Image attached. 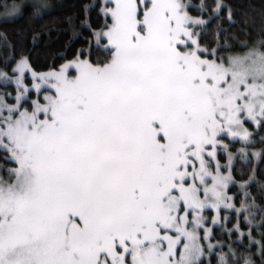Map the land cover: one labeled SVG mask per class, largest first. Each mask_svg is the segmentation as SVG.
<instances>
[{"label":"snow or ice","instance_id":"6c2138e0","mask_svg":"<svg viewBox=\"0 0 264 264\" xmlns=\"http://www.w3.org/2000/svg\"><path fill=\"white\" fill-rule=\"evenodd\" d=\"M185 9L114 0L108 62L42 76L55 93L31 111L0 106V148L17 164L0 176V264H202L199 213L231 179L206 148L264 118V51L227 63L181 51L188 24L205 23Z\"/></svg>","mask_w":264,"mask_h":264},{"label":"trees","instance_id":"16d2710c","mask_svg":"<svg viewBox=\"0 0 264 264\" xmlns=\"http://www.w3.org/2000/svg\"><path fill=\"white\" fill-rule=\"evenodd\" d=\"M187 9L205 23L199 24L198 41L207 55L240 52L264 41V0H184ZM24 3L14 17L0 21V67L7 75L26 60L34 71L60 68L74 58L102 64L111 58L101 33L111 24L106 0H0V10L8 4ZM220 5L218 8L217 5ZM17 90L10 80L0 84ZM36 92L22 101L31 111ZM260 123L245 120L249 141L231 140L228 191L233 196L232 224L215 222L208 243L202 239V264H264V118ZM230 155V157H231ZM17 167L10 153L0 148V170ZM228 168V169H227ZM214 213L212 209L204 210ZM247 217V221L243 218ZM252 228L251 233L249 228ZM259 228V230H258ZM247 233V234H246ZM210 240L213 248H210ZM258 251H261L258 253ZM228 260V262H227Z\"/></svg>","mask_w":264,"mask_h":264},{"label":"rangeland","instance_id":"374dc122","mask_svg":"<svg viewBox=\"0 0 264 264\" xmlns=\"http://www.w3.org/2000/svg\"><path fill=\"white\" fill-rule=\"evenodd\" d=\"M109 2L107 8H111L114 6V0H106ZM182 3L186 6V2L182 0ZM24 3H16L13 2V4H8L5 5L1 10H0V21L4 19H8L11 17L16 16L17 14L20 13ZM13 6H15V11H13ZM188 13V16L191 18L192 21L196 20H202L198 19V17L193 16L189 10L185 9ZM188 29L189 31L193 34L192 39L188 40L187 37H182V39L186 40V44H181L179 45V48L181 51H195L196 54L201 58L205 60H217L218 62H224L227 63L230 59L232 58H238V57H244L247 56L249 53L253 51H264V41H260L256 45H252L250 47H247L243 51L240 52H234V53H224V54H219V55H207L204 53H207V51L204 49V47L200 44L198 41V36H199V24L195 23H190L188 24ZM108 29L106 28L102 33L106 32ZM101 33V35H102ZM103 36V35H102ZM106 39L105 44L108 45V40L106 36H103ZM192 41H196V43H192ZM110 47V45H108ZM24 61V60H23ZM27 63V67L23 68V70L20 69V61L12 68L11 74L7 75L4 73L0 67V84H4L6 81L10 80L11 83H14L17 85V90L14 94L13 89H9L7 86H3L0 88V106L2 105H8V106H18L20 111H24L25 108H21L22 101L25 98H29V95L33 92H36L37 96L32 98V102H39L41 104L45 103L44 97L53 95L55 93V90L51 87V84L54 83V80L47 78L46 80H42V76H46L48 73L52 72H60L62 68H64L65 65H73L71 67H68L65 71L66 74L69 77H73L77 75V69L74 66L76 62L79 61H88V59L85 58H74L71 60L66 61L60 68L58 69H52L44 72H37L34 71L31 66L29 65L27 59L25 60ZM91 63V62H90ZM95 65V64H94ZM36 85H40L39 88L36 87ZM20 97L19 101L17 100V97ZM3 115H8V111L6 108L3 109ZM13 115H18V112L13 113ZM42 118V116H41ZM263 120L262 118H258ZM245 120H249L245 118ZM253 121V120H252ZM257 123L256 121H253ZM243 127L247 129V132L250 134L248 127L246 126V123L244 122ZM230 138L231 140H241V141H249L250 135L247 140L242 139L240 136L233 137L229 135L227 132L220 133L218 136V144L216 145L215 149H213L211 146H208L206 148V152H214L215 155L212 157H209L208 155L205 154L204 159L206 162L210 164V171H213L215 173L216 168L219 166L220 173L224 175L225 173L223 172V167H229L228 163H230V160H232V155L229 153L230 151V143L227 141L225 137ZM6 143V141H5ZM226 146V147H225ZM231 155V157H230ZM195 166L198 168L199 167V162L194 161ZM228 169V168H227ZM189 172L192 171L191 166L189 167ZM0 176L4 177L2 170H0ZM187 183L191 184L193 183V179L191 176L187 178ZM196 183L199 185V181L197 180ZM209 183H210V178H209ZM228 184L227 187L223 190L225 193L226 198L216 202L214 200H209L207 201V206L199 213L200 216L203 217V220L201 221L202 227L198 230V235L201 237L199 243L203 247V240L205 239L206 242L208 243L209 237L212 236V226L215 225V222H225V227L229 228L232 224L230 223L231 219V213L230 211L233 209L232 207L234 206L233 204V196L232 194L228 191ZM203 194H201V199H203ZM215 205V206H213ZM206 209H212L214 213H206L204 210ZM183 213H181L182 215ZM189 219L191 220L192 217L190 216ZM245 221H247V217L244 216L243 218ZM191 227V226H189ZM249 229L250 233L252 228ZM259 230V228H258ZM169 234H172L171 232ZM247 234V233H246ZM210 248H213L212 242L210 240ZM182 250V245L178 246V252ZM261 251H258L260 253ZM130 259V257H129ZM228 262V260H227ZM220 264H225L224 261H221Z\"/></svg>","mask_w":264,"mask_h":264}]
</instances>
